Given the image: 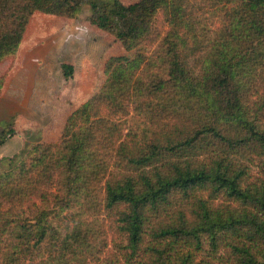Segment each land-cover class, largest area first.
Segmentation results:
<instances>
[{
	"label": "trees",
	"instance_id": "trees-1",
	"mask_svg": "<svg viewBox=\"0 0 264 264\" xmlns=\"http://www.w3.org/2000/svg\"><path fill=\"white\" fill-rule=\"evenodd\" d=\"M82 5L134 56L0 169V264H264V0H0V65Z\"/></svg>",
	"mask_w": 264,
	"mask_h": 264
},
{
	"label": "rangeland",
	"instance_id": "rangeland-1",
	"mask_svg": "<svg viewBox=\"0 0 264 264\" xmlns=\"http://www.w3.org/2000/svg\"><path fill=\"white\" fill-rule=\"evenodd\" d=\"M119 1L126 5L136 0ZM90 14L89 5H82L71 19L34 13L15 61L0 65V75L5 74L7 79L19 52L24 53L25 48L34 46L43 52L45 58L44 62L42 58L35 60L34 66L38 65L40 69L30 87V105L16 109L17 115L21 117L20 121L12 116L8 121L0 122L1 131L13 119L12 127L15 130V135L7 141L9 153H5L6 149L0 151L1 156L10 155L5 159L7 161L2 162L1 171L15 165L20 160L22 150L34 145L37 140L56 142L70 110L90 98L103 81L109 63L114 59V63H117L133 58L135 48L132 44L117 41L111 35L91 26L88 21ZM65 63L73 66L74 74L69 80L64 79L60 68ZM27 111L32 117L29 118Z\"/></svg>",
	"mask_w": 264,
	"mask_h": 264
},
{
	"label": "crops",
	"instance_id": "crops-1",
	"mask_svg": "<svg viewBox=\"0 0 264 264\" xmlns=\"http://www.w3.org/2000/svg\"><path fill=\"white\" fill-rule=\"evenodd\" d=\"M20 53L21 52H19L14 67L9 73L0 94V122L8 121L12 116H15L16 119L18 118L16 121H20L21 117L20 115H17L18 111H16V109H18V107L26 108L28 104L30 105V87L34 82V76L38 69H40V67H37L38 65L36 67L34 66L35 60L38 61L37 58H42V61H45L43 52L39 51V49L37 50L34 46L30 49L25 48V52L22 54ZM45 66L49 67L48 64ZM27 114H29V118L32 117L30 112L28 113L27 111ZM22 117H25L24 113L22 114ZM21 140H23L22 137ZM8 144L9 142H6L1 146L0 151L6 149L5 153H9V150L7 149ZM8 157H10V155H0V160Z\"/></svg>",
	"mask_w": 264,
	"mask_h": 264
}]
</instances>
